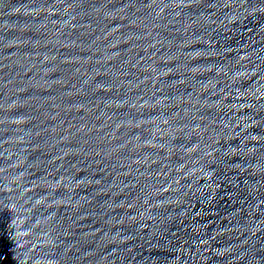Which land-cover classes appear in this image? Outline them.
<instances>
[{"label":"water","instance_id":"water-1","mask_svg":"<svg viewBox=\"0 0 264 264\" xmlns=\"http://www.w3.org/2000/svg\"><path fill=\"white\" fill-rule=\"evenodd\" d=\"M0 264H264V0H0Z\"/></svg>","mask_w":264,"mask_h":264}]
</instances>
